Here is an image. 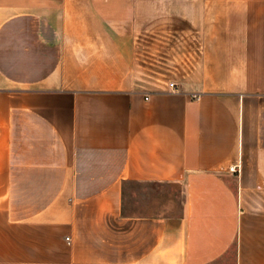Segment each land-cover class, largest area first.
<instances>
[{"label":"crops","instance_id":"crops-1","mask_svg":"<svg viewBox=\"0 0 264 264\" xmlns=\"http://www.w3.org/2000/svg\"><path fill=\"white\" fill-rule=\"evenodd\" d=\"M0 264H264V0H0Z\"/></svg>","mask_w":264,"mask_h":264},{"label":"built area","instance_id":"built-area-1","mask_svg":"<svg viewBox=\"0 0 264 264\" xmlns=\"http://www.w3.org/2000/svg\"><path fill=\"white\" fill-rule=\"evenodd\" d=\"M169 85L171 88H174V89L176 88V84L172 81L169 83ZM230 169L235 171V170H238V167H237V165H231Z\"/></svg>","mask_w":264,"mask_h":264},{"label":"rangeland","instance_id":"rangeland-1","mask_svg":"<svg viewBox=\"0 0 264 264\" xmlns=\"http://www.w3.org/2000/svg\"><path fill=\"white\" fill-rule=\"evenodd\" d=\"M144 184H141V183H136L134 186H135V188L137 187L138 189L140 188V187H142Z\"/></svg>","mask_w":264,"mask_h":264}]
</instances>
